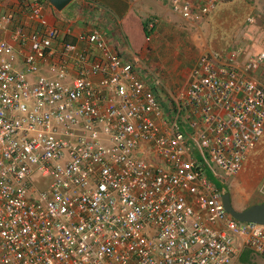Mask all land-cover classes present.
Returning <instances> with one entry per match:
<instances>
[{
	"label": "built area",
	"instance_id": "1",
	"mask_svg": "<svg viewBox=\"0 0 264 264\" xmlns=\"http://www.w3.org/2000/svg\"><path fill=\"white\" fill-rule=\"evenodd\" d=\"M222 2L169 0L190 23ZM27 9L34 32L0 14V264L264 258V225L233 218L216 187L263 139L264 51L201 56L167 110L98 31L55 46L40 0Z\"/></svg>",
	"mask_w": 264,
	"mask_h": 264
},
{
	"label": "rangeland",
	"instance_id": "2",
	"mask_svg": "<svg viewBox=\"0 0 264 264\" xmlns=\"http://www.w3.org/2000/svg\"><path fill=\"white\" fill-rule=\"evenodd\" d=\"M157 18L153 16L144 24L146 31L150 29L148 24ZM182 19L175 17L171 26L157 22L147 36L144 29L141 36L137 33L131 35L134 45L143 39L141 50H145L144 55L139 50L135 60L129 59L135 74L154 90L167 110L173 108L174 99L187 84L189 72L201 56L211 55L214 62L225 63L233 52L241 50L236 61L240 62L264 51V0H223L207 19L195 25ZM260 71L262 73L264 67L255 72V78L264 83V73L261 76ZM262 151L250 154L235 176L226 178L221 175L219 178L222 190L234 202L248 197L244 205L237 207L238 210L264 203ZM204 173L216 180L210 170ZM241 173L245 174L244 181L239 179ZM234 264H264V258L244 248Z\"/></svg>",
	"mask_w": 264,
	"mask_h": 264
},
{
	"label": "crops",
	"instance_id": "3",
	"mask_svg": "<svg viewBox=\"0 0 264 264\" xmlns=\"http://www.w3.org/2000/svg\"><path fill=\"white\" fill-rule=\"evenodd\" d=\"M30 1L0 0V14L10 15L13 24L22 25L25 27L26 32H34L38 30V26L28 18L27 14L25 15V12L28 13L29 8L27 9V5ZM40 2L43 5L44 17L48 24L54 27L58 33L59 40H57L55 46L60 45L62 41L75 43L76 36L79 33L98 31L106 41L118 48L122 59L129 62H131L129 59L135 60L138 51L141 50L143 41L142 39L140 44L134 45L131 41L133 38L131 35L137 33L141 36L142 29L145 30L146 36L153 32L152 29L146 31V28H144V24H147L148 20H151L153 16L159 17L154 20L156 23L152 21L153 26L154 24L157 25V22L171 26L170 24L175 17L182 19L180 15L171 11L169 0H73L62 11L54 9L47 0H40ZM0 36L5 35L0 34ZM124 40L127 43H124ZM79 44L81 48L88 50L91 55L94 50L92 46L87 45L85 42ZM141 51V55H144V48ZM261 67H264V64ZM262 73L260 71L261 76ZM262 150L264 151V136L249 155L253 152L260 153ZM244 177L245 174L241 173L239 176L240 181H244ZM247 198L245 197L246 200ZM245 199L239 202H234L231 199L233 208L241 211L237 207L244 205L246 203Z\"/></svg>",
	"mask_w": 264,
	"mask_h": 264
},
{
	"label": "water",
	"instance_id": "4",
	"mask_svg": "<svg viewBox=\"0 0 264 264\" xmlns=\"http://www.w3.org/2000/svg\"><path fill=\"white\" fill-rule=\"evenodd\" d=\"M47 1L54 9H56L57 11H62L73 0H47ZM221 199L226 212H228L233 218H235L239 222L264 225V203L250 205L241 211H237L233 208L231 204L230 195L228 193H223Z\"/></svg>",
	"mask_w": 264,
	"mask_h": 264
},
{
	"label": "trees",
	"instance_id": "5",
	"mask_svg": "<svg viewBox=\"0 0 264 264\" xmlns=\"http://www.w3.org/2000/svg\"><path fill=\"white\" fill-rule=\"evenodd\" d=\"M146 34H148V33L146 32ZM216 187H217V189L220 191L221 194L225 193V192L222 190V187H221V185H220L219 183H216Z\"/></svg>",
	"mask_w": 264,
	"mask_h": 264
},
{
	"label": "flooded vegetation",
	"instance_id": "6",
	"mask_svg": "<svg viewBox=\"0 0 264 264\" xmlns=\"http://www.w3.org/2000/svg\"><path fill=\"white\" fill-rule=\"evenodd\" d=\"M225 192V191H224Z\"/></svg>",
	"mask_w": 264,
	"mask_h": 264
}]
</instances>
